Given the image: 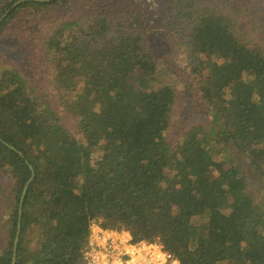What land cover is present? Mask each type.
Masks as SVG:
<instances>
[{
	"label": "trees",
	"instance_id": "obj_1",
	"mask_svg": "<svg viewBox=\"0 0 264 264\" xmlns=\"http://www.w3.org/2000/svg\"><path fill=\"white\" fill-rule=\"evenodd\" d=\"M66 2L0 0V36L24 9L38 16ZM164 2L210 120L174 148L177 93L152 88L165 72L134 5L97 0L86 23L55 22L35 37L51 80L0 65V170L14 181L0 185V264H12L30 166L16 264H85L94 222L158 242L181 264H264V39L243 0ZM59 109L84 138L61 125Z\"/></svg>",
	"mask_w": 264,
	"mask_h": 264
},
{
	"label": "rangeland",
	"instance_id": "obj_2",
	"mask_svg": "<svg viewBox=\"0 0 264 264\" xmlns=\"http://www.w3.org/2000/svg\"><path fill=\"white\" fill-rule=\"evenodd\" d=\"M94 2L96 3L97 0H88V2L87 0H67L66 3L55 7L54 11L44 10L38 16L32 9H24L6 25L0 36V65H12L25 76L28 74V77L35 82L51 80V74H48L49 66L46 68L42 51L32 45L31 41L43 33H49L55 26V22L73 21L77 18V20L84 21L82 23H86L87 20L85 21L83 18L90 14L88 10H85V6L93 5ZM112 3H116L120 7L134 5L147 16L150 25L151 51L156 57L158 72H165L158 79L156 86H152V88L157 89L162 84L173 85L177 93L176 104L167 131L168 141L174 148L182 133L190 126L207 125V121L210 120L202 96L191 86L183 52L175 47L173 34L166 30L167 3L164 0H112ZM243 4L252 17L250 25L255 28L257 36L264 39V0H243ZM59 110L61 125L69 134L82 139L83 135L79 133L77 119L68 111ZM13 184L14 181L10 174L0 170V185L10 190ZM254 189V195L258 197L257 201L259 202L263 196L259 181ZM7 206L9 203L4 205L5 208ZM95 225L101 226L94 222L91 229ZM34 246L33 241L31 248Z\"/></svg>",
	"mask_w": 264,
	"mask_h": 264
},
{
	"label": "built area",
	"instance_id": "obj_3",
	"mask_svg": "<svg viewBox=\"0 0 264 264\" xmlns=\"http://www.w3.org/2000/svg\"><path fill=\"white\" fill-rule=\"evenodd\" d=\"M85 264H181L158 242H134L131 233L95 225L83 252Z\"/></svg>",
	"mask_w": 264,
	"mask_h": 264
},
{
	"label": "water",
	"instance_id": "obj_4",
	"mask_svg": "<svg viewBox=\"0 0 264 264\" xmlns=\"http://www.w3.org/2000/svg\"><path fill=\"white\" fill-rule=\"evenodd\" d=\"M22 2V1H21ZM21 2H18L17 4L21 3ZM16 4V5H17ZM30 169L33 173V176L31 177L30 180H28V182L26 183V186L23 190V193H22V197H21V202H20V207H19V219H18V226H17V232H16V236H15V240H14V255H13V260H12V264H16V260H17V245H18V242H19V236H20V232H21V218H22V208H23V202H24V198L26 196V193H27V189H28V186L30 185V183L32 182V179L34 178V170H33V167L30 166Z\"/></svg>",
	"mask_w": 264,
	"mask_h": 264
}]
</instances>
